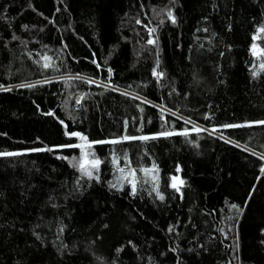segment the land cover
Returning a JSON list of instances; mask_svg holds the SVG:
<instances>
[{
    "label": "trees",
    "instance_id": "1",
    "mask_svg": "<svg viewBox=\"0 0 264 264\" xmlns=\"http://www.w3.org/2000/svg\"><path fill=\"white\" fill-rule=\"evenodd\" d=\"M261 28L264 0H0V264H264Z\"/></svg>",
    "mask_w": 264,
    "mask_h": 264
},
{
    "label": "snow or ice",
    "instance_id": "2",
    "mask_svg": "<svg viewBox=\"0 0 264 264\" xmlns=\"http://www.w3.org/2000/svg\"><path fill=\"white\" fill-rule=\"evenodd\" d=\"M168 16L172 19V22L175 23V18L172 16V13L171 12H168ZM138 23H139V21H138ZM260 31L261 32H264V28H261ZM148 42L149 43H153L154 41L149 40ZM255 47H256V45H253V48H255ZM45 59H48V58L46 57ZM44 66L45 67H49L48 64H45ZM261 68L264 69V65H261ZM109 71H111V70H109ZM160 75H162V73ZM255 75H257V73L256 72H253V76H255ZM27 86L28 87H31V85H27ZM257 123L264 124V121H259ZM224 127H241V125H225ZM71 135H73V136H81L80 133H71ZM81 139L82 140H85V141L87 140V138L86 137H83V136H81ZM124 139H137V137H124ZM139 139H148V137H139ZM113 142H115V141H113ZM87 146L90 147L91 145H87ZM73 147H83V146L82 145H73ZM36 151H39V149H36ZM17 154L18 153H0V155H17ZM262 158H264V157H262ZM99 163H100L99 160H92V161L82 160L79 163V167L84 172L85 175H88L89 177H91L92 176V172L88 169V167L86 165L90 164L92 168H95V167H97L99 165ZM172 187L173 188H177L176 183H173ZM133 191H135V187L134 186H133ZM177 191H179L178 188H177ZM161 199H163L162 196H161ZM233 207H236V206L233 205Z\"/></svg>",
    "mask_w": 264,
    "mask_h": 264
},
{
    "label": "rangeland",
    "instance_id": "3",
    "mask_svg": "<svg viewBox=\"0 0 264 264\" xmlns=\"http://www.w3.org/2000/svg\"><path fill=\"white\" fill-rule=\"evenodd\" d=\"M252 50H253L254 52H256L258 49H257V47L253 48V46H252Z\"/></svg>",
    "mask_w": 264,
    "mask_h": 264
}]
</instances>
